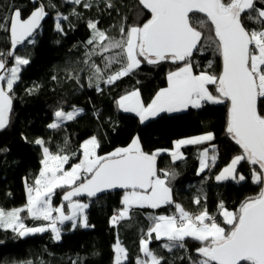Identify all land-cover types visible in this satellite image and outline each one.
<instances>
[{"label": "snow or ice", "instance_id": "1", "mask_svg": "<svg viewBox=\"0 0 264 264\" xmlns=\"http://www.w3.org/2000/svg\"><path fill=\"white\" fill-rule=\"evenodd\" d=\"M67 2L83 4L85 8L93 6L91 0ZM103 3L106 8L115 7L113 0H103ZM33 4L34 9L26 18L20 9H15L10 17L0 19V32L9 33L11 38V50L0 51V131L10 123L14 98L11 93L20 79L21 67L30 63L28 58L15 55L14 50L33 36L48 14L42 0H33ZM134 6H142L150 16L142 24L122 23L118 28L119 38L100 30L98 21L88 22L87 27L92 32L87 45H93L85 52L84 60L91 72L89 87L102 91L101 83L114 84L139 70L144 63L176 64L177 68L167 74L168 86L160 89L150 102L145 103L140 91L133 90L119 98L118 107L135 113L144 123L161 113L201 108L205 104H227L226 131L242 151L215 179L244 181L246 178L237 172V167L246 161L258 166L259 171L255 168L252 171V182L260 185L258 194L246 198L236 211L227 210L221 202V223L209 213L206 205L192 213L175 202L170 182L158 175L156 161L161 150L145 152L138 136L129 146L103 156L98 154L100 141L92 136L81 146L82 160L67 169L65 166L70 164L72 156L65 154L63 147L50 151L46 141L37 138L34 143L43 150L42 168L33 184L27 187L25 206L11 210L0 207V229L11 230L20 237L51 231L59 241L61 228L58 225L66 221H72L73 227L77 221L82 227L90 226L84 214L89 205L74 201L73 197H94L98 193L123 189L124 207L112 217L113 226L130 219L133 208L156 210L172 205L175 209L171 215H149L152 223L140 242L145 258H137L135 264H166L165 257L149 247L153 234L156 241H165L161 247L169 253L174 249L187 252L185 241L188 239L199 242L200 246L195 249L198 258L188 256L189 264H264V0H136ZM47 7L56 5L53 0H47ZM193 14H203L204 18ZM72 15L80 16L75 11ZM60 20H68V16H57L56 29L63 32ZM206 49L220 57L219 74L197 71L200 65L195 55H202ZM9 55L13 56L15 66L7 68L6 56ZM93 56L103 58V67L92 61ZM113 65L119 67L111 71ZM207 67H212L211 61ZM70 78L78 80L71 75ZM210 85L214 86L213 90ZM83 111L75 107L71 111L58 109L54 113L55 121L47 127L60 129L63 122L76 120ZM214 139V134L208 132L175 141L170 155L173 161L182 160L185 158L180 151L183 146L201 145ZM211 150L214 153L211 156L208 148L200 152L198 174L215 166L218 159L215 146ZM176 175L174 171L164 172L165 177L175 178ZM57 189H69L63 200L68 202L70 213H66L63 204L53 206L52 197ZM194 203L200 205L201 199L197 197ZM24 213L26 216L22 215ZM26 219L47 223L28 226ZM114 252L115 264H124L128 259V252L119 240Z\"/></svg>", "mask_w": 264, "mask_h": 264}, {"label": "trees", "instance_id": "2", "mask_svg": "<svg viewBox=\"0 0 264 264\" xmlns=\"http://www.w3.org/2000/svg\"><path fill=\"white\" fill-rule=\"evenodd\" d=\"M42 2L46 4L48 18L39 32L16 53L28 58L30 63L21 68L20 79L11 93L14 98L9 126L0 131V149H7L0 151V207L11 210L26 205L27 187L33 184L42 168L43 150L34 143L37 138L44 139L51 150L63 147L65 154L72 156L70 166L79 158L82 143L92 136L100 141L98 154L101 156L129 146L138 136L145 152L161 150L157 156L158 175L170 182L175 202L192 213L206 205L209 213L221 223V202L227 210L236 211L246 198L258 194L260 185L252 182V171L258 166L246 161L237 167V172L245 176L244 181L218 182L215 179L242 151L226 131L227 104H205L201 108H189L174 114L164 113L144 123L137 115L119 109L116 102L133 90L140 91L145 103L150 102L160 89L167 87V74L177 68L176 64L167 61L158 65L144 63L139 70L114 84L101 83L102 91L89 87L91 72L84 60L85 52L93 45H87L92 32L87 27L88 22L98 21L100 30L119 38L118 28L122 23L142 24L150 16L142 6H134L136 0H113L115 7L111 9L105 7L103 0H91V8H85L83 4L74 5L67 0H53L55 8L47 7V0ZM34 7L31 0H0V19L10 17L15 9H20L26 18ZM73 11L80 16H73ZM58 15L68 16V20H60L63 32L56 29ZM193 15L204 18L201 14ZM208 34L206 31L205 35ZM10 50V34L0 32V51L8 53ZM6 59L8 61L9 56ZM195 59L200 65L197 71L219 74L221 60L211 49L195 55ZM92 61L103 67L101 56H93ZM209 61L212 62L211 68L207 67ZM118 67L113 65L111 71ZM70 75L78 77V80L70 78ZM209 88L213 90L214 86ZM30 89L35 90L29 92ZM74 107L84 110L76 120L63 122L57 130L47 127L55 121L56 110L71 111ZM208 132L214 134L213 141L183 146L181 152L185 158L172 161L170 152L174 150L175 141ZM213 146L218 156L215 166L198 174L200 152L208 148L211 156L214 154ZM165 171H174L177 175L175 178L165 177ZM68 190L57 189L52 197L53 206L63 204L66 213H70V209L63 195ZM123 195L122 192H113L97 199L75 200L90 203L85 213L90 226L84 228L78 223L73 227L72 222L62 224L61 232L68 236L63 242L56 241L51 231L20 237L11 230L0 229V264H26L28 261L31 264H115L114 245L117 240L128 252L124 264H135L137 258L144 259L140 242L152 223L149 215H170L175 209L169 205L156 210L132 211L130 219L113 226L112 217L124 207ZM197 197L201 199L200 205L194 203ZM22 215L26 216V213ZM25 223L37 226L45 222L26 219ZM164 242L152 240L150 246L165 257L166 264H189L188 256L198 258L195 249L200 245L197 241H185L187 252L174 249L171 253L161 247Z\"/></svg>", "mask_w": 264, "mask_h": 264}, {"label": "water", "instance_id": "3", "mask_svg": "<svg viewBox=\"0 0 264 264\" xmlns=\"http://www.w3.org/2000/svg\"><path fill=\"white\" fill-rule=\"evenodd\" d=\"M31 4L33 5V6H35L34 4H33V0H31ZM201 15H203V14H201ZM47 18H48V15H46L45 16V18L41 21V26H40V28H38L34 33H33V36L32 37H29V39L28 40H26L23 44H19V45H17V47H16V49L14 50V53H15V55H16V53L19 51V49L24 45V44H26L28 41H30L38 32H39V30L43 27V24H44V22L47 20ZM10 42H11V38H10ZM14 58H13V56H11V55H9V59H8V61H7V64H6V67L7 68H10L11 66H10V63L12 62V60H13ZM156 166H157V171H158V163H157V161H156ZM113 192H122V193H124V190L123 189H115V190H110V191H106V192H104V193H98L96 196H94V197H88V196H86V195H82V196H79V197H73V200L75 201V200H79V199H85V200H92V199H97V198H99V197H102V196H104V195H106V194H109V193H113Z\"/></svg>", "mask_w": 264, "mask_h": 264}, {"label": "crops", "instance_id": "4", "mask_svg": "<svg viewBox=\"0 0 264 264\" xmlns=\"http://www.w3.org/2000/svg\"><path fill=\"white\" fill-rule=\"evenodd\" d=\"M168 86V85H167ZM166 88V87H165ZM189 108H192V107H189ZM189 108H187L186 110H188ZM120 109V108H119ZM121 110V109H120ZM186 110H184V111H186ZM121 111H123V110H121ZM180 112H183V111H180ZM130 113V112H129ZM174 113H178V112H172V113H167V114H174ZM133 114H135V113H133ZM161 114H164V113H161ZM160 114V115H161ZM136 115V114H135ZM157 117V116H156ZM156 117H154V118H156ZM154 118H150V119H148L147 121H149V120H151V119H154ZM146 122V121H145ZM84 143V142H83ZM83 143H82V145H83ZM81 145V146H82ZM82 152V151H81ZM81 161V156H79V158H77V161H76V163H79ZM68 166V165H67ZM86 204H88L89 206H90V203H86ZM89 206H88V208L85 210V213L87 212V210L89 209ZM144 209H147V208H144ZM140 211V210H143V209H139V208H133L131 211H130V213L132 212V211ZM129 213V214H130ZM54 215H55V213H54ZM67 222H72V221H66V222H64V223H67ZM45 223H47V222H45ZM73 223V222H72ZM31 226H33V225H31ZM59 227H60V225H58ZM62 234V233H61ZM62 235H64V234H62ZM64 239H66V238H68V236L65 234L64 236H62ZM153 240H155L154 239V234H153ZM149 247L151 248V246H150V244H149ZM143 254V253H142ZM144 257V256H143ZM145 258V257H144Z\"/></svg>", "mask_w": 264, "mask_h": 264}, {"label": "rangeland", "instance_id": "5", "mask_svg": "<svg viewBox=\"0 0 264 264\" xmlns=\"http://www.w3.org/2000/svg\"><path fill=\"white\" fill-rule=\"evenodd\" d=\"M18 55V54H17ZM19 56H21V55H19ZM22 57H25V56H22ZM26 58V57H25ZM15 66V62H14V59L12 60V65H11V67H14ZM22 68V67H21ZM124 112V111H123ZM124 113H129V112H124ZM131 113V112H130ZM133 114V113H132ZM136 138V137H135ZM46 146H47V144H46ZM50 149V148H49ZM50 151H53V152H56V151H58V150H51L50 149ZM180 151H181V149H180ZM80 156H81V160H82V152H81V154H80ZM172 161H173V159H172ZM176 161H178V160H176ZM176 161H173V162H176ZM75 164V163H74ZM72 165V164H71ZM66 167V169L67 168H69L70 166H65ZM257 171H259L258 169H256ZM219 175V174H218ZM160 177L162 178V179H165L162 175H160ZM229 180H231V179H229ZM224 181H228V180H224ZM224 181H218V182H224ZM239 182H242V181H239ZM80 202V201H79ZM80 203H87V202H85V201H83V202H80ZM85 214V213H84ZM56 215V214H55ZM78 223H80V225H81V222L80 221H77L76 222V224H78ZM37 226H39V225H37ZM61 226V225H60ZM85 228V227H84ZM62 233V232H61ZM63 234V233H62ZM61 234V239H60V241L61 242H63V241H65L66 239H64L62 236H64V235H62Z\"/></svg>", "mask_w": 264, "mask_h": 264}, {"label": "built area", "instance_id": "6", "mask_svg": "<svg viewBox=\"0 0 264 264\" xmlns=\"http://www.w3.org/2000/svg\"><path fill=\"white\" fill-rule=\"evenodd\" d=\"M173 214V213H172ZM171 215V214H170ZM215 216V215H214Z\"/></svg>", "mask_w": 264, "mask_h": 264}]
</instances>
